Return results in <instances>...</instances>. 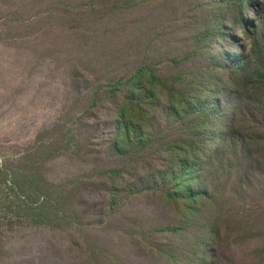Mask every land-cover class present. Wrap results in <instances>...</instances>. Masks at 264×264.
Wrapping results in <instances>:
<instances>
[{
	"label": "rangeland",
	"instance_id": "1",
	"mask_svg": "<svg viewBox=\"0 0 264 264\" xmlns=\"http://www.w3.org/2000/svg\"><path fill=\"white\" fill-rule=\"evenodd\" d=\"M237 13L0 0V166L44 194L0 264H264V87L245 62L264 0Z\"/></svg>",
	"mask_w": 264,
	"mask_h": 264
},
{
	"label": "trees",
	"instance_id": "2",
	"mask_svg": "<svg viewBox=\"0 0 264 264\" xmlns=\"http://www.w3.org/2000/svg\"><path fill=\"white\" fill-rule=\"evenodd\" d=\"M233 2L237 8L238 23L241 22V12L245 0H228ZM238 26L244 25H236ZM226 24L221 19L216 26L217 32L216 37L218 41L224 35V29ZM246 31V30H245ZM248 40L251 42L245 57L246 64L252 67L248 79L251 81L255 89L264 87V18L260 21L257 27L252 28L248 32ZM252 65V66H250ZM144 71H149L148 67L140 68L133 77L127 81H118L114 84L100 85L99 88H111L114 91H118L121 86L134 82L135 80L141 79ZM151 81L160 83L158 78L150 77ZM262 87V88H263ZM256 104L264 109V101L262 97L256 99ZM128 138V134L126 135ZM117 173V171H109L108 175ZM37 191L33 194H26L25 186L19 182H15L9 175L7 169L0 166V238L7 232L12 231L22 225L28 223H39L41 222V210L44 202H41L39 198H43L44 194H41L39 190L40 186H36ZM37 197V198H36Z\"/></svg>",
	"mask_w": 264,
	"mask_h": 264
}]
</instances>
